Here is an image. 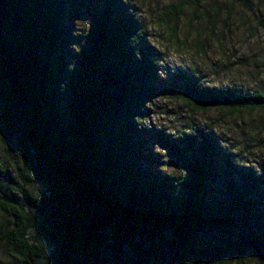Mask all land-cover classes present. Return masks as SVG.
Wrapping results in <instances>:
<instances>
[{"label": "trees", "instance_id": "16d2710c", "mask_svg": "<svg viewBox=\"0 0 264 264\" xmlns=\"http://www.w3.org/2000/svg\"><path fill=\"white\" fill-rule=\"evenodd\" d=\"M122 1L85 0L93 20L65 100L66 1L0 0V131L15 127L30 142L36 178L47 188L28 207L0 198V209L14 218L3 234L9 264H108L105 246L121 264H210L222 255L220 246L201 247L197 238L212 223L231 232L237 220L251 234L242 246L226 238L228 248L243 252L264 240L252 228L264 223L251 200L260 177L227 168L224 197L211 199L219 162L210 133H186L177 142L159 132L182 170L176 178L143 164L150 156L135 134L136 119L143 102L158 95L164 58ZM187 4L175 1L159 13L171 38L180 34ZM168 83L193 112L264 111V90H215L185 70ZM29 227L49 242V252L27 239Z\"/></svg>", "mask_w": 264, "mask_h": 264}, {"label": "rangeland", "instance_id": "374dc122", "mask_svg": "<svg viewBox=\"0 0 264 264\" xmlns=\"http://www.w3.org/2000/svg\"><path fill=\"white\" fill-rule=\"evenodd\" d=\"M66 1L64 40L68 74L61 85V95L69 96V77L80 60V49L87 44L85 33L91 26L92 10L85 0ZM175 1L188 2L179 22L180 34L170 37L159 24L161 9ZM123 7L135 14L146 27L147 38L164 58L155 84L158 95L143 102V112L136 120L135 134L146 140L143 164L155 173L176 178L181 175L176 157L160 140L159 132L166 131L168 139L178 142L186 133H210L217 144V177L210 187L211 199L224 197L227 168L254 173L260 177L258 192L252 195L254 210L264 212V111L253 114L226 115L219 108L209 111H190L175 96L169 79L174 72L185 70L198 78L201 85L215 90L230 87L264 90V2L260 0H123ZM34 150L15 127L0 131V198L32 206L47 192L36 178ZM235 174V172H233ZM236 175V174H235ZM233 176V181H239ZM14 218L0 209V264L12 262L11 246L4 231L12 228ZM253 234H264V223L253 225ZM251 234L241 220L231 232L222 223L209 224L197 238L201 247L219 245L222 255L210 264H258L252 249L243 252L230 249L223 240L242 242ZM27 239L41 245L45 252L51 246L33 227ZM242 248V247H241ZM102 255L108 264L115 261L105 246Z\"/></svg>", "mask_w": 264, "mask_h": 264}, {"label": "water", "instance_id": "95a60500", "mask_svg": "<svg viewBox=\"0 0 264 264\" xmlns=\"http://www.w3.org/2000/svg\"><path fill=\"white\" fill-rule=\"evenodd\" d=\"M250 246L257 257L264 259V240H254Z\"/></svg>", "mask_w": 264, "mask_h": 264}]
</instances>
